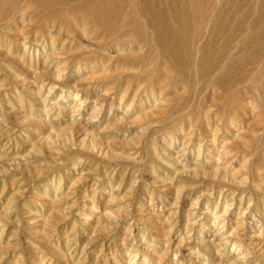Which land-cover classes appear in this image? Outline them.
<instances>
[{"label": "rangeland", "instance_id": "374dc122", "mask_svg": "<svg viewBox=\"0 0 264 264\" xmlns=\"http://www.w3.org/2000/svg\"><path fill=\"white\" fill-rule=\"evenodd\" d=\"M56 1L0 0V264H264V120L256 115L262 108L243 114L239 110L237 121L242 123L230 124L227 116L233 105L221 92L213 95L217 100L210 93L197 96L196 74L180 76L173 69L164 51L154 46L157 36L145 19L140 27L130 22L133 2L143 9V0H111L112 11L105 13L104 21L89 11L85 20L68 16L71 5ZM88 1L94 7L99 0ZM209 1L201 0L203 22L213 5ZM170 6L164 10L173 19ZM8 13L11 20L5 17ZM239 13L233 15L235 21L241 19ZM54 16L58 26L64 22L60 34L53 29L56 46L49 36L42 37ZM75 22L97 32L75 41L65 31L79 30ZM144 40L150 42L137 48ZM28 43L31 48L26 50ZM59 67L62 72L56 71ZM158 77L167 78L163 83L168 85L169 104L149 94L152 88L160 93ZM228 235L231 241L221 250L218 243Z\"/></svg>", "mask_w": 264, "mask_h": 264}, {"label": "bare ground", "instance_id": "6f19581e", "mask_svg": "<svg viewBox=\"0 0 264 264\" xmlns=\"http://www.w3.org/2000/svg\"><path fill=\"white\" fill-rule=\"evenodd\" d=\"M52 1H56V0H52ZM61 1V0H60ZM58 1V2H60ZM65 1V0H64ZM164 2L162 3V1L160 0H143V9H139V8H136L135 7V2L134 3V15H132V17H130L131 19V23H134L132 25H137L140 27V23H141V20L145 22H148L149 25L151 27H149L150 29L152 28L153 30V34L155 36H157V38H155V44L154 46H157L159 47V49L161 48L164 53L167 55V57L169 58L170 62H171V66H173V69H175L180 76H184L185 73H189L191 71H193L195 74H196V78H195V81H194V91L196 93L197 96H199L200 94L204 93V94H207V93H210L212 94V96L218 92V93H222V95L225 97H222L224 98V100H227L229 101L228 103H232L233 106H231V109L229 111V117L227 116V120L231 123H236L238 122V118H239V115H240V112H247L246 110L250 111V112H254L256 109H259V108H262L260 111L261 112H258L256 115L259 117V120H260V117L262 118L263 117V120H264V38H262L264 36V0H254L251 1L253 2V4H245V1L246 0H210L209 3L212 2V6H210V9H209V13H208V16H207V19L205 22H203V18H202V12L203 10L205 9V5H203L201 3V0H163ZM57 2V1H56ZM67 3H69L71 6H69L68 8V11H67V14L66 15H72L73 18H75L76 15H80L84 18L86 14V12H90L91 14L97 16V19L99 17V21L102 19V21H104V17H107L105 15V13H109L112 11V4H111V0H99L96 4H94V7L93 6H90V2L88 0H67L65 1ZM74 2V3H73ZM245 5H248L247 8ZM248 2V0H247ZM250 2V0H249ZM61 3V2H60ZM72 3V4H71ZM132 3V4H133ZM62 4H66V3H63ZM137 4V3H136ZM141 5V4H140ZM169 5H171L170 7H172V17L173 19L169 18L168 15H167V11L164 10V8H169ZM210 5V4H209ZM25 6V5H23ZM207 6V5H206ZM15 7V6H14ZM17 7V5H16ZM102 7H106L108 9L104 10L102 9ZM245 7V8H244ZM11 8V7H10ZM21 8V7H20ZM19 8V9H20ZM111 8V9H110ZM7 9V8H6ZM3 10V9H2ZM9 10V8H8ZM16 10V9H15ZM22 10V8H21ZM116 10V9H115ZM238 10V11H237ZM241 10V12L239 11ZM4 11V10H3ZM13 11V10H11ZM50 11H53V10H50ZM86 11V12H85ZM233 11H237L241 17V19L243 18V20L241 21L238 20L240 17H237L238 21H235L234 18H233V15L236 17V14H238L237 12L233 13ZM11 15V12L10 10L8 11ZM24 12V11H23ZM116 12V11H115ZM115 12H113L115 14ZM4 13V12H3ZM2 13V14H3ZM9 13L8 15H6L5 17H7V19L9 18ZM18 13V12H17ZM21 13V12H20ZM45 13V12H44ZM42 14L41 16L43 17V15L45 16V14ZM51 13V12H50ZM48 13V14H50ZM85 13V14H84ZM14 14V13H12ZM23 15L25 14H28L25 12L22 13ZM21 14V15H22ZM32 14V13H30ZM47 14V12H46ZM54 14V13H53ZM56 14V13H55ZM54 14V15H55ZM64 14V13H63ZM20 15V16H21ZM29 15V14H28ZM26 15V16H28ZM51 15V14H50ZM61 15V14H60ZM59 14L56 15V16H60ZM70 15V16H71ZM89 15V14H88ZM105 15V16H104ZM125 15V14H124ZM130 15V14H129ZM3 16V15H1ZM13 16V15H12ZM19 16V15H18ZM53 16V15H52ZM77 16V17H78ZM22 17V16H21ZM62 17V16H61ZM3 17H1L2 19ZM24 18V17H23ZM55 19H52L48 22V20L46 22L47 25L45 26L46 29L43 33V36L42 37H45V36H49L50 38V41L53 43L52 45H54L56 43L55 39L56 37L54 36V33L57 31L59 34L61 32V30H64L63 28V24L64 22L62 21L61 23H63L62 25H57L56 24V19L57 17L54 16ZM5 19V18H4ZM6 19V20H7ZM10 19V18H9ZM14 19V18H13ZM17 19V18H16ZM20 19V18H19ZM18 19V21H19ZM26 19V17H25ZM30 19V18H29ZM33 19L32 22H35L34 21V18H31ZM39 19V17H38ZM122 19V18H121ZM3 20V19H2ZM11 20V19H10ZM61 20V19H60ZM73 20V19H72ZM82 20V18H81ZM85 20V18H84ZM233 20V21H232ZM26 21V20H25ZM31 21H27L28 24L31 23ZM52 21V22H51ZM67 21V20H66ZM70 21V20H69ZM79 21V20H78ZM3 22V21H2ZM20 22V21H19ZM74 21H71L70 24H74L73 23ZM86 22V21H85ZM140 22V23H139ZM24 23V22H23ZM39 23V22H38ZM59 22V24H61ZM83 22H81L82 24ZM15 24V23H14ZM17 24V23H16ZM21 24V23H20ZM26 23H24V26H25ZM32 24V23H31ZM30 24V25H31ZM44 24V22H43ZM42 24V25H43ZM75 24L77 25V27H75L76 29H79V30H76L74 28V30L76 31H69V30H65L67 31L66 34L69 35V38L71 36H74V38L76 39L77 36H82V35H89L90 36V31H93L94 32H97V31H94L95 29L92 28V30H88L87 27L89 25H87L86 27V24L87 23H84L83 25H81L79 22H75ZM90 24V23H89ZM98 24V23H96ZM121 24V23H120ZM128 24V23H127ZM13 25V24H12ZM37 25V24H35ZM34 25V27H35ZM131 25V24H130ZM131 25V27H132ZM148 25V24H147ZM18 26V25H17ZM16 26V27H17ZM58 26V27H57ZM75 26V25H74ZM105 26L108 27V24ZM136 26V28H137ZM10 27V26H8ZM23 27V24H21V27L19 26V28H22ZM44 27V28H45ZM71 27L73 28V26L71 25ZM129 27V28H131ZM143 27V26H142ZM1 28V27H0ZM12 28V27H11ZM27 28V27H26ZM29 28V27H28ZM38 28V27H37ZM40 28V27H39ZM38 28V29H39ZM57 28H60L59 30H57ZM66 28V27H65ZM128 28V29H129ZM8 29V28H7ZM6 29V30H7ZM10 29V28H9ZM32 29V28H31ZM55 29V30H53ZM94 29V30H93ZM124 29V28H123ZM133 29V28H132ZM148 29V30H150ZM4 30V31H6ZM12 30V29H11ZM14 30V29H13ZM23 30V29H21ZM122 30V29H121ZM142 30V29H141ZM9 30H7L8 32ZM16 31V30H14ZM38 31V30H37ZM80 31V33H78ZM11 32V31H10ZM24 32V31H23ZM56 32V33H57ZM138 34H139V29H138ZM143 32V31H141ZM148 32V31H146ZM3 33V32H1ZM14 33V32H13ZM29 33V32H28ZM92 33V34H93ZM100 33V32H99ZM135 33V32H134ZM145 33V32H143ZM152 33V32H151ZM17 34V33H15ZM21 34V33H20ZM23 34V33H22ZM27 34V33H26ZM57 34V35H59ZM79 34V35H78ZM91 34V35H92ZM103 34V33H102ZM131 35H133V33H130ZM136 34V35H138ZM25 35V34H23ZM30 35V34H29ZM32 35V34H31ZM36 35V34H35ZM42 35V33H41ZM71 35V36H70ZM94 35V34H93ZM105 35V34H104ZM126 35V34H125ZM129 35V34H128ZM140 35V34H139ZM148 35V34H147ZM150 35V34H149ZM6 36V35H5ZM14 36V35H13ZM62 36V35H61ZM60 36V37H61ZM84 36V37H85ZM102 36V35H101ZM107 36V35H106ZM143 36V35H142ZM1 37V35H0ZM3 37V36H2ZM8 37V36H7ZM15 37V36H14ZM22 37V35H21ZM24 37V36H23ZM22 37V38H23ZM55 37V38H54ZM105 37V36H104ZM122 37V36H121ZM120 37V39H121ZM138 38V36H136ZM16 38V37H15ZM21 38V39H22ZM36 38H40L39 35L37 36L36 35ZM83 39V36L81 37ZM97 38V37H96ZM101 38V37H100ZM141 37H139L140 39ZM145 38V37H144ZM20 39V40H21ZM25 39L26 37L22 40V42H25ZM30 39V38H29ZM32 39V38H31ZM42 39V38H41ZM62 39V38H61ZM60 39V40H61ZM73 39V38H71ZM95 39V38H94ZM94 39H90L91 41L94 40ZM106 39V37L104 38ZM118 39L119 41H122ZM143 39V37H142ZM17 40H18V37H17ZM34 40V39H33ZM40 40V39H39ZM44 40V39H43ZM65 40H67V38H65ZM89 40V39H88ZM96 40V39H95ZM101 41H103V39H100ZM4 41V40H3ZM2 41V42H3ZM12 41V40H10ZM14 41V40H13ZM16 41V40H15ZM77 41V39L75 40ZM101 41L99 42V44L101 43ZM139 41V40H138ZM145 41V40H144ZM2 42H0V46L3 45ZM7 42V41H6ZM41 42V41H40ZM58 42V40H57ZM61 42V41H60ZM65 42V41H64ZM69 42V41H68ZM71 42V41H70ZM80 42V41H79ZM97 42V41H96ZM116 42V41H115ZM125 42V41H124ZM150 42V41H148ZM148 42H139V47L137 48H141L144 47L145 45H147ZM191 42V43H190ZM33 43V42H32ZM36 43V42H35ZM46 43V42H45ZM44 43V44H45ZM49 43V41H48ZM66 43V42H65ZM95 43V41H94ZM98 43V42H97ZM95 43V45L97 44ZM117 43V42H116ZM115 43V45H116ZM130 43V42H129ZM17 44V43H16ZM21 44V42H20ZM39 44V43H38ZM50 44V43H49ZM63 44V43H61ZM68 44V43H67ZM72 44V43H71ZM81 44V43H80ZM93 44V43H91ZM119 44V42H118ZM124 44V43H123ZM138 44V43H137ZM151 44V43H149ZM153 44V43H152ZM151 44V47H153V45ZM19 45V44H18ZM27 45L26 47V50L27 48H31V46H29V43L28 44H25V46ZM47 45V44H46ZM79 45V44H78ZM93 45V47L95 46ZM128 45V43H127ZM134 45V44H133ZM9 48H10V45H8ZM56 46V45H54ZM61 46V45H60ZM68 46V45H67ZM71 46V45H70ZM120 48H122L120 45H118ZM125 46V45H124ZM64 47V46H62ZM74 47V46H73ZM131 47V46H130ZM146 47V46H145ZM8 50V51H11V50ZM17 48V47H15ZM14 48V49H15ZM54 48V47H53ZM70 48V47H69ZM113 48V47H112ZM156 48V47H155ZM34 49V48H33ZM46 49V48H44ZM61 49V48H60ZM64 49V48H63ZM78 49V48H77ZM81 49V47H80ZM79 49V50H80ZM92 49V48H91ZM125 49V48H124ZM130 49V48H129ZM132 49V47H131ZM152 49V48H151ZM2 50V48L0 49ZM5 50V51H6ZM25 50V49H24ZM23 50V51H24ZM35 50V49H34ZM38 50V49H37ZM95 50V49H94ZM123 50V49H122ZM135 50V49H134ZM21 51V49H20ZM63 51V50H62ZM65 51V50H64ZM69 51V49H68ZM68 51H66L68 53ZM76 49L73 51L74 53ZM84 51V50H82ZM19 52V51H17ZM48 52V51H47ZM70 52V51H69ZM24 53V52H22ZM55 53V52H54ZM59 53V52H58ZM56 53V54H58ZM91 53V52H90ZM98 53V52H97ZM20 54V53H19ZM26 54V53H25ZM23 54V56L25 55ZM61 53H59L58 55H60ZM72 54V53H70ZM81 54V53H80ZM18 55V54H17ZM53 55V54H51ZM63 55V54H61ZM87 55V54H86ZM27 56V55H26ZM57 56V55H56ZM81 56V55H80ZM79 56V57H80ZM107 56V55H106ZM105 58H109L106 57ZM60 57V56H59ZM63 57V56H62ZM91 57V56H90ZM93 57V56H92ZM98 57V56H97ZM139 57V56H138ZM23 58V57H22ZM27 58V57H26ZM71 58V57H70ZM82 58V57H81ZM87 58V57H86ZM96 58V57H95ZM102 58V56H101ZM111 58V57H110ZM109 58V59H110ZM132 58V57H131ZM137 58V57H136ZM165 58V57H164ZM48 59V58H47ZM46 59V60H47ZM65 60H69V57L67 58H64ZM63 59V60H64ZM32 60V59H31ZM45 60V61H46ZM54 60V59H53ZM57 60V59H56ZM62 60V62H64ZM77 60V58H76ZM79 60V59H78ZM97 60V59H96ZM111 60V59H110ZM168 59H166L167 61ZM49 60H47L46 62H48ZM51 61V60H50ZM80 61V60H79ZM82 61V60H81ZM80 61V62H81ZM84 61V60H83ZM99 61V60H98ZM113 61V60H112ZM134 61V60H133ZM136 61H138L136 59ZM141 61V60H140ZM139 61V62H140ZM165 61V60H164ZM31 62V61H29ZM44 62V63H46ZM58 62V60H57ZM56 62V63H57ZM107 62V61H106ZM116 62V61H115ZM135 62V61H134ZM54 63V62H53ZM53 63H51L53 65ZM55 63V64H56ZM65 63H67L65 61ZM70 63V62H69ZM84 63V62H83ZM88 63V61H87ZM100 63V62H99ZM105 63V62H104ZM113 63V62H112ZM133 63V62H132ZM131 63V64H132ZM161 63V62H160ZM120 64L122 65V63H119L118 65L120 66ZM130 64V65H131ZM136 64V62L134 63ZM60 65V64H59ZM63 65V64H61ZM77 65V64H76ZM110 65V63H109ZM108 65V67H109ZM113 65V64H111ZM116 65V64H115ZM127 65V64H126ZM125 65V66H126ZM138 65V64H136ZM141 65V64H140ZM38 66V65H37ZM56 66V65H55ZM67 66V65H66ZM82 66V65H81ZM100 66V65H99ZM124 66V65H122ZM58 67V66H57ZM78 67V66H77ZM76 67V68H77ZM90 67V66H89ZM104 67V66H103ZM116 67V66H115ZM113 67V69L115 68ZM131 67V66H130ZM135 66H132L131 68H134ZM139 67V66H138ZM54 68V67H53ZM95 68V67H94ZM93 68V69H94ZM100 68V67H99ZM106 68V67H104ZM144 68V67H143ZM167 68V67H166ZM64 69V68H63ZM97 69V68H96ZM112 69V68H111ZM140 69V68H139ZM157 69L159 70V67H157ZM44 70V69H43ZM47 70V69H46ZM55 70V69H54ZM67 70V69H66ZM65 70V71H66ZM105 70V69H103ZM102 70V71H103ZM125 70V69H124ZM139 71L138 68L135 69V71ZM145 70V69H144ZM157 70V71H158ZM56 71H60L62 72L63 70L59 67L56 69ZM70 71V69H69ZM109 71H110V74H109ZM108 74L111 75V73H113L112 71L113 70H110L109 69ZM117 71V70H116ZM115 71V72H116ZM133 71V70H132ZM131 71V72H132ZM167 71V70H166ZM46 72V71H45ZM45 72H44V75H45ZM57 72V73H58ZM73 72V70H72ZM81 72V71H80ZM106 72V71H105ZM126 72H129V71H126ZM140 72V71H139ZM148 72V70H147ZM176 72V73H177ZM54 73V72H53ZM56 73V72H55ZM55 74L57 75V77L59 76L58 74ZM177 73V74H178ZM116 74H119V72H116ZM116 74H113V75H116ZM159 74V73H158ZM166 74V73H165ZM49 75V74H48ZM61 75V73H60ZM109 75H107L109 77ZM64 76V75H63ZM145 76V75H144ZM157 76V75H156ZM174 76V75H173ZM53 76L51 75V78ZM104 77V76H103ZM138 77V76H137ZM171 77V76H170ZM177 77V76H176ZM47 78V77H46ZM54 78V77H53ZM144 78V77H143ZM147 78V77H145ZM157 78V77H156ZM183 78V77H182ZM55 79H60L59 78H55ZM104 79V78H103ZM128 79H131V78H128ZM148 79V78H147ZM167 79V78H165ZM165 79H160L158 77V79H156V84L159 86V88L161 89L160 90V93L156 94L154 92V88L152 89H148L149 90H152L149 94H151V97H153V99L156 101V100H162V101H168L167 99L168 98V92L167 89H168V85H165L163 82ZM64 80V79H63ZM113 80V79H112ZM182 82L184 80L180 79ZM179 80L180 83H182L181 81ZM142 81V80H141ZM140 81V82H141ZM147 80L145 79V82ZM170 81V79H169ZM113 82V81H112ZM132 82V80H131ZM138 82V80L136 81ZM153 82V81H152ZM168 82V81H167ZM55 83V82H54ZM114 83V82H113ZM134 83V82H133ZM139 83V82H138ZM147 83V82H146ZM149 83V81H148ZM155 83V82H154ZM59 84V83H58ZM136 84V83H135ZM141 84V83H140ZM144 84V83H143ZM176 84V83H175ZM179 84V83H178ZM193 84V83H192ZM56 85V84H55ZM95 85V84H94ZM107 85V84H106ZM109 85V84H108ZM137 85V84H136ZM145 85V84H144ZM53 86V85H51ZM58 86V85H56ZM87 86V85H86ZM93 86V85H92ZM111 86V85H110ZM152 86V85H151ZM183 86V85H182ZM186 86V85H185ZM66 87V86H65ZM109 87V86H108ZM157 87V86H156ZM53 88V87H52ZM51 88V89H52ZM97 88V87H96ZM141 88V87H140ZM143 88V87H142ZM146 88V87H145ZM180 88V87H179ZM88 89V88H87ZM130 89V88H129ZM109 90V89H108ZM172 90V89H171ZM174 90V89H173ZM172 90V91H173ZM177 90V89H176ZM190 90V89H189ZM189 90H186L185 91L188 93ZM78 91V90H77ZM111 91V89L109 90V92ZM145 92H147V90L145 89L144 90ZM143 91V92H144ZM159 91V90H158ZM179 91V89H178ZM184 91V92H185ZM107 92V91H106ZM176 92V91H175ZM174 92V93H175ZM108 93V92H107ZM105 93V94H107ZM127 93V92H126ZM170 93V92H169ZM182 92H180L181 94ZM68 94V93H67ZM75 94V93H74ZM77 94V97H78V93ZM125 94V92H124ZM123 94V95H124ZM137 94V93H136ZM147 94V93H146ZM145 94V95H146ZM172 94V93H171ZM179 94V92L177 93ZM175 94V96L177 95ZM80 95V94H79ZM209 95V94H208ZM243 95H246V97H243ZM248 95V96H247ZM137 96V95H136ZM140 96V95H139ZM172 96V95H171ZM178 96V95H177ZM211 96V95H210ZM19 97V96H18ZM76 97V96H75ZM174 97V96H173ZM183 97V95L181 96V98ZM201 97V96H200ZM206 97V96H205ZM214 97V96H213ZM216 97H217V94H216ZM216 97H214L216 99ZM142 98V97H141ZM172 98V97H171ZM210 99L212 104L211 105H214L213 101H215V99ZM79 99V98H78ZM84 99V98H83ZM137 99V98H136ZM147 99V98H146ZM201 99V98H199ZM207 99V98H205ZM133 100V99H132ZM135 100V99H134ZM178 100V99H177ZM217 100V99H216ZM220 99H218L219 101ZM68 101V100H67ZM150 101V100H149ZM148 101V102H149ZM185 101V99H184ZM197 101V100H196ZM200 101V100H199ZM203 101V100H202ZM206 101V100H205ZM223 101V100H222ZM260 102V105H258V102ZM57 102V101H56ZM138 102V101H137ZM151 102V101H150ZM159 102V101H158ZM176 102V100H175ZM209 102V100H208ZM80 105H78L77 107L79 109H81V102H79ZM134 103V101H133ZM132 103V104H133ZM141 103V102H140ZM143 103V102H142ZM145 103H146V100H145ZM161 104H164L160 101ZM165 103H168V102H165ZM170 103V102H169ZM168 103V104H169ZM173 103V102H172ZM197 103V102H196ZM201 103V102H200ZM206 103V102H205ZM226 103V102H225ZM192 104V103H191ZM194 104V102H193ZM209 104V103H208ZM156 106V104H154ZM176 105V104H175ZM173 105V106H175ZM195 105V104H194ZM206 105V104H205ZM226 105H229V104H226ZM169 106V105H168ZM167 106V107H168ZM190 106V105H189ZM193 106V105H191ZM216 106V105H215ZM214 106V107H215ZM143 107V106H142ZM156 107H159V106H156ZM165 106H163V109ZM166 107V109H167ZM198 107V106H197ZM211 107V106H210ZM223 107V106H222ZM230 107V106H229ZM62 108V107H61ZM202 108V107H201ZM226 108V106H225ZM225 108H222V110ZM161 109V110H163ZM173 109V108H171ZM208 109V108H207ZM219 109V108H218ZM217 109V110H218ZM229 109V108H228ZM226 109V110H228ZM96 110V109H94ZM100 110V108H99ZM159 110V109H158ZM157 110V112H158ZM216 110V109H215ZM223 110V112H224ZM225 110V111H226ZM239 110H241L239 112ZM47 111V110H45ZM73 111V110H72ZM75 111V110H74ZM77 111V110H76ZM79 111V110H78ZM97 111V110H96ZM95 111V112H96ZM166 111V110H165ZM191 111V110H189ZM208 111V110H207ZM211 110H209L208 112H210ZM220 111V109H219ZM94 112V113H95ZM145 112V111H144ZM143 112V113H144ZM151 111L149 110V113ZM156 112V111H155ZM170 112V110H169ZM61 112H59L58 114L60 115ZM73 113V112H72ZM98 113V112H97ZM159 115H160V112H158ZM167 111L165 112V115ZM191 112H189L190 114ZM193 113V112H192ZM215 113V112H214ZM217 113V112H216ZM221 113V112H220ZM226 113V112H225ZM48 114V113H46ZM68 114V113H67ZM76 114V113H74ZM145 114L147 115V111L145 112ZM207 114V113H206ZM249 114V113H248ZM188 115V114H187ZM186 115V116H187ZM217 115V114H216ZM223 115V113H222ZM247 115V113L245 114ZM243 115V116H245ZM255 115V114H253ZM48 116V115H47ZM74 116V115H73ZM207 116V115H206ZM205 116V117H206ZM210 116V114L208 115ZM207 116V117H208ZM248 116V115H247ZM245 116V117H247ZM70 117V116H69ZM90 117V116H89ZM188 117H191V116H188ZM187 117V118H188ZM215 117V115H214ZM219 117V116H218ZM67 118V117H66ZM74 118V117H73ZM183 118V117H182ZM181 118V119H182ZM216 118V117H215ZM248 118V117H247ZM257 118V117H255ZM192 118L186 120V121H189L191 120ZM210 118L208 117V119L206 118L205 120H208V122L210 121L209 120ZM221 119H222V116H221ZM220 119V120H221ZM246 118H244L245 120ZM89 120V119H88ZM195 119H193L192 121H194ZM204 120V121H205ZM219 120V119H218ZM219 120V121H220ZM243 120V119H242ZM223 121V120H222ZM222 121L220 123H222ZM246 121V120H245ZM76 122V121H75ZM180 122V121H179ZM226 122V120H225ZM73 123V122H72ZM191 123V121H190ZM196 122H194L195 124ZM219 123V122H218ZM239 123V122H238ZM242 123V122H241ZM239 123V124H241ZM251 123V122H250ZM45 124V123H44ZM76 124V123H75ZM80 124V123H79ZM179 124V123H178ZM181 124V122H180ZM192 124V125H194ZM197 124V123H196ZM216 124H217V121H216ZM243 124H244V121H243ZM246 124V123H245ZM244 124V125H245ZM212 125V124H211ZM183 126V124L181 125V127ZM219 126V125H218ZM231 126V125H229ZM249 126H251V124H249ZM71 127V126H70ZM192 127V126H191ZM195 127V126H193ZM192 127V128H193ZM223 127H226V126H223ZM207 128V127H205ZM218 128V127H217ZM216 128V129H217ZM232 128V127H231ZM239 128V126H238ZM252 128V127H251ZM255 128V127H254ZM75 129V128H74ZM215 129V130H216ZM219 129V128H218ZM217 129V130H218ZM233 129V128H232ZM208 130V129H207ZM221 130V129H219ZM251 130V129H250ZM187 132H190V131H187ZM216 132V131H215ZM248 132V131H247ZM246 132V133H247ZM253 132H255L253 130ZM252 132V133H253ZM242 132H239L238 134H240ZM251 133V135H252ZM237 134V135H238ZM250 134V132H249ZM172 135V134H171ZM169 135V136H171ZM174 135V134H173ZM172 135V137H173ZM253 135H255L254 137L256 138V132L253 133ZM188 136V134H187ZM243 139L246 137L242 136ZM251 137V136H250ZM258 137V136H257ZM248 138V137H247ZM261 138V137H260ZM189 139L190 136H189ZM249 139V138H248ZM251 139V138H250ZM254 140V139H252ZM191 141V140H190ZM189 141V142H190ZM247 141V140H245ZM249 142L251 140H248ZM49 142V140L47 141ZM57 142V141H56ZM66 142V141H65ZM189 142H187L189 145ZM256 142V141H255ZM52 143V142H51ZM246 143V142H245ZM248 143V142H247ZM48 144V143H47ZM54 144V143H53ZM66 144V143H64ZM69 144V143H68ZM186 144V143H185ZM249 144V143H248ZM49 145V144H48ZM225 146V145H223ZM245 146V144H244ZM252 146V145H251ZM53 148V147H52ZM153 151V149H152ZM213 151V150H212ZM228 153V151H227ZM219 154V153H218ZM223 155V153H222ZM225 155V154H224ZM220 156V155H219ZM218 156V157H219ZM222 157V156H220ZM219 157V158H220ZM75 165V164H74ZM77 165V164H76ZM75 165V166H76ZM74 166V167H75ZM224 170V169H223ZM226 170V169H225ZM83 172V171H82ZM81 172V173H82ZM248 174V173H247ZM254 174V173H253ZM252 176V175H251ZM226 178V176L224 175L223 178ZM224 178V179H225ZM228 178V177H227ZM85 179V178H84ZM223 179V180H224ZM249 179V178H248ZM62 180V179H61ZM228 181V179H225ZM241 181V180H240ZM240 181L238 182V184L240 183ZM243 181V180H242ZM245 181V180H244ZM248 181V180H247ZM76 182V181H75ZM74 182V183H75ZM246 182V181H245ZM255 181H253L254 183ZM237 184V182H236ZM242 184V183H240ZM239 184V185H240ZM61 186V185H59ZM73 186V185H71ZM218 188V187H217ZM256 188H258L256 186ZM230 191V190H229ZM232 191V190H231ZM230 191V192H231ZM237 192V191H236ZM68 195V192L66 193ZM221 194V193H220ZM235 195V194H233ZM61 196V195H60ZM59 196V197H60ZM221 196V195H219ZM56 197V196H55ZM227 197V196H226ZM243 197V196H242ZM111 198V196H110ZM109 198V199H110ZM116 198V197H115ZM228 198V197H227ZM249 198V197H248ZM247 198V199H248ZM259 198V197H258ZM57 199H59L57 197ZM57 199L54 200L55 202H57ZM49 200V199H48ZM226 200V199H225ZM242 200V199H241ZM250 200V199H249ZM248 200V201H249ZM62 201V200H60ZM60 201H58L60 203ZM48 202V201H47ZM50 202V200H49ZM226 202H228L226 200ZM253 202V201H252ZM251 203H249L248 206H250ZM263 202V201H262ZM51 203V202H50ZM230 203V201H229ZM261 203V202H260ZM45 204V203H43ZM42 204V205H43ZM93 204V203H92ZM243 204V202H242ZM264 204V203H263ZM44 206V205H43ZM50 206V205H49ZM55 206V205H54ZM95 206V205H94ZM129 206V205H128ZM226 206V205H225ZM247 206V207H248ZM259 206V204L257 205ZM264 206V205H263ZM126 207V206H125ZM124 207V208H125ZM218 207V205H217ZM242 206H240L239 208H241ZM45 208V207H44ZM52 208V207H51ZM50 208V209H51ZM107 208V207H106ZM105 208V209H106ZM109 208V207H108ZM227 208V207H225ZM57 209V208H56ZM91 209V208H90ZM40 210V209H39ZM53 210V209H51ZM123 210V208H122ZM132 210V209H130ZM129 210V212H130ZM48 211V210H47ZM46 211V212H47ZM93 211V210H92ZM95 211V210H94ZM105 211V210H104ZM247 211V210H246ZM264 211V210H263ZM52 212V211H51ZM108 212V211H107ZM105 212V213H107ZM124 212V211H123ZM128 212V213H129ZM217 212V211H216ZM58 213V212H57ZM60 213V212H59ZM62 213V212H61ZM125 213H126V210H125ZM126 213V214H128ZM227 213V211H226ZM241 213V212H240ZM246 213V212H245ZM243 213V214H245ZM56 214V212H55ZM136 214V213H135ZM217 214V213H216ZM241 214V215H243ZM54 215V214H53ZM59 215V214H58ZM63 215V214H62ZM131 215V214H130ZM221 215H224V214H221ZM227 215V214H225ZM246 215V214H245ZM124 216V215H122ZM127 215H125V218H126ZM215 216V215H214ZM244 216V215H243ZM107 218H109L108 216H106ZM129 217V216H127ZM221 217V216H219ZM223 217V216H222ZM54 218V217H53ZM218 218V217H217ZM50 219V218H49ZM55 219V218H54ZM216 220V219H215ZM54 221V220H52ZM214 221V220H213ZM243 221V220H242ZM50 222V221H49ZM97 222V221H96ZM217 222V221H216ZM224 222V221H222ZM226 222V221H225ZM214 223V222H213ZM212 223V224H213ZM244 223V221H243ZM47 224V223H45ZM50 225H51V222H50ZM215 225V224H214ZM217 225V224H216ZM237 225V224H236ZM242 225V224H240ZM224 226V225H223ZM223 226H220V228H222ZM238 226V225H237ZM216 227V226H215ZM240 227V226H239ZM238 227V228H239ZM114 228V227H113ZM224 228V227H223ZM237 227H235L236 229ZM236 229V231H238L239 229ZM110 229V228H109ZM116 229V228H115ZM111 230V229H110ZM114 230V229H113ZM171 230V229H170ZM214 230V228H213ZM218 230V229H217ZM233 230V229H232ZM235 233L234 234H237V232L235 230H233ZM133 232V231H132ZM134 233V232H133ZM217 233V231H216ZM215 234V233H214ZM218 234V233H217ZM221 234V233H220ZM230 235V234H229ZM228 235V236H229ZM218 236V235H217ZM216 237V235L214 236ZM204 239V238H203ZM207 239V238H206ZM214 239V238H213ZM199 240V239H198ZM230 240V236L228 238H221L220 239V244L221 246V250L222 248H226L227 247V244L231 241ZM205 241V240H204ZM171 242V241H170ZM206 242V241H205ZM142 243V242H141ZM144 243V242H143ZM200 243V242H199ZM243 243V242H242ZM203 244V242H202ZM204 245V244H203ZM230 245V244H229ZM236 244L234 243L232 248H234ZM238 245V244H237ZM206 246V245H205ZM208 246V245H207ZM239 246V245H238ZM237 246V247H238ZM213 247V246H212ZM240 248V247H238ZM205 249H209L207 247H205ZM241 249V248H240ZM210 251V250H209ZM216 251V250H215ZM218 251V250H217ZM231 252V251H230ZM210 253V252H209ZM216 254H218L216 252ZM238 255V254H236ZM216 256V255H215ZM225 256V255H224ZM229 255H227L228 257ZM147 257V256H146ZM217 257V256H216ZM226 257V256H225ZM244 255L242 256V258L239 260H242L244 259L243 258ZM221 258V257H220ZM229 258V257H228ZM132 259V258H131ZM222 259V258H221ZM246 259V258H245ZM132 261V260H130ZM227 261V260H226ZM147 262V261H146ZM220 262V264H227L228 262H225V261H222L219 260L218 263ZM248 263V262H247ZM177 264V263H176Z\"/></svg>", "mask_w": 264, "mask_h": 264}]
</instances>
